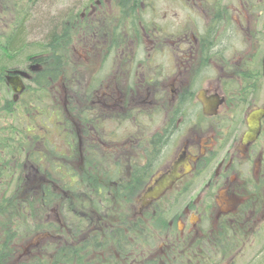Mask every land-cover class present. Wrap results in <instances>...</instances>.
Instances as JSON below:
<instances>
[{
  "label": "flooded vegetation",
  "instance_id": "obj_1",
  "mask_svg": "<svg viewBox=\"0 0 264 264\" xmlns=\"http://www.w3.org/2000/svg\"><path fill=\"white\" fill-rule=\"evenodd\" d=\"M78 18L76 45L97 67L83 86L68 80L83 96H65L67 116L89 97L96 124L98 110L120 122L140 107L149 131L83 135L139 188L128 203L147 232L129 264H264V0H94ZM174 167L179 178L142 207Z\"/></svg>",
  "mask_w": 264,
  "mask_h": 264
},
{
  "label": "trees",
  "instance_id": "obj_2",
  "mask_svg": "<svg viewBox=\"0 0 264 264\" xmlns=\"http://www.w3.org/2000/svg\"><path fill=\"white\" fill-rule=\"evenodd\" d=\"M93 1L87 0L82 3L81 9ZM44 3L46 0L14 2L12 8L15 17L11 18L10 30L6 35H0V85L4 84L2 87L8 93L10 89L4 79L8 71L27 70L33 64L40 67L26 84L20 99L17 102L7 99L5 108L2 107L3 111L10 114L12 122H17L13 124L16 137L10 147L16 148L17 156L23 155V162L30 170L22 181L26 189L24 192L18 190L14 197L17 199L16 205L22 208V215L7 216L0 220V264H76L78 246L59 244L58 241L49 238L30 248L27 255L21 250L20 245L25 243L24 239L29 240L37 234L48 233L52 236L54 234L52 232L63 230L64 226L58 223L59 220L69 225L68 228L83 232L80 242L84 249L87 243L86 235L92 236L97 248H100L98 236L102 229L90 230V227L83 231L89 226L96 213L99 216L97 227L105 221V217L109 218L111 214L116 216V221L112 223L111 220H107L108 225L103 229L102 234L107 240L105 243L109 249V257L103 256L102 261L105 259L110 264H129L127 257L129 248L141 247L140 244L143 243L147 232L143 218L137 216V211L130 209L127 211L129 199H132L139 188H131L126 182L119 183L127 178L126 174L121 173L122 169L115 174L106 170L100 176L97 175V169L92 167L93 160L97 162L94 156L98 155L99 147L97 151L94 150V147L83 139V135L89 134L90 129L101 135V128L98 129L95 123V106L90 104V98L87 97V102L83 103L79 110L73 107L72 114L68 117L65 111L66 105L63 104L61 122L58 121L57 114L56 117L53 116L55 109H59L53 107L52 103H50L52 110L47 111L42 109V104L39 105L42 97L38 94L41 92L44 95L48 89L53 88L65 74L64 68L69 65L65 39L71 33L73 26L78 28L74 23L81 10L78 11L79 6H76L65 12L61 11L51 19L46 15L40 22L36 21L38 24L33 29L32 23L36 20L33 17L42 15L40 6L45 7ZM31 34L34 37L31 38ZM66 75H64L65 83L70 79ZM33 96L34 100L31 101ZM29 100L31 102H28ZM12 106L14 111H11ZM17 106L22 115L26 111L31 112L34 108V117L27 118L23 115L22 123ZM53 129L62 132L58 136L60 142L58 145H55L52 138ZM143 130L144 128L141 132L146 133ZM3 134L8 141H11L12 137ZM2 140L0 136V141ZM86 147L89 148L90 156L85 158V149H88ZM11 148L8 146V152ZM12 155L10 154L11 157ZM3 160H5L4 156L0 158V163ZM104 160L109 164L110 157L106 156ZM120 167L123 168L121 165ZM134 171L132 178L142 176L139 173H142L143 169L140 171L135 166ZM2 174L10 178L14 176V170L6 172L0 168V176ZM82 189L88 190L89 194H80ZM123 203L126 207L122 206ZM9 205L5 204L3 199L0 210ZM64 205H67L66 208ZM122 210L123 212L120 213ZM0 217L5 216L0 213ZM9 224L11 227H7ZM132 229L137 233L134 234L135 237L130 238L128 232ZM15 232L17 235H14ZM51 251L54 252L52 259L48 257Z\"/></svg>",
  "mask_w": 264,
  "mask_h": 264
},
{
  "label": "rangeland",
  "instance_id": "obj_3",
  "mask_svg": "<svg viewBox=\"0 0 264 264\" xmlns=\"http://www.w3.org/2000/svg\"><path fill=\"white\" fill-rule=\"evenodd\" d=\"M19 0H0V35L4 36L8 33V31L10 30L11 25L10 22L12 21L11 18L15 17L14 15V10L12 8V6L14 5V2H18ZM87 0H46L45 7L44 6H40L41 9V14L42 15H38V16H34L33 18H35L36 20H34V22L32 23V27L33 29H35V25L38 24V22L36 21H41V19L43 17H45L46 15L48 16V18H52L54 16H56L57 14L59 15V13L65 12L66 10L70 9V8H74V7H78V11L82 8L81 5L82 3H85ZM90 4V3H89ZM88 4V5H89ZM88 5L86 7H88ZM13 12H12V10ZM82 11V9L80 10V12ZM13 13V14H12ZM79 19V18H78ZM31 25V24H30ZM78 26V23L76 24ZM32 29V28H31ZM38 32V31H37ZM80 32L81 29L79 31V26L78 28H75L73 26L72 31L70 34H68V37L65 39V49L67 51V57L69 58V65H67V67L64 68L65 70V74L68 73L66 75V77L69 78H76L78 79V83L76 85V87L79 86H83L85 83L88 82V80L90 78L93 77V73H94V69L95 67H97V61L95 62L94 59L96 57H93L90 60V63L88 64L86 59H85V55L79 50V47H81L79 44L76 45L77 41L80 40ZM32 35V34H31ZM34 37L33 35L31 36V38ZM37 37V36H36ZM259 46V49H262V51H264V45ZM75 48V50H74ZM78 54H81V56H79ZM76 57H80L81 59H79V62L77 61L78 59H76ZM70 60H73L74 64L72 65L70 63ZM78 63L76 64L75 61ZM68 71V72H66ZM62 76L59 81L53 86V88L51 87L50 89H48L47 93L45 92V94L43 95L41 92L38 94L40 95L42 98L40 100V106L41 104L42 109L43 110H52V106L53 107H57L59 110L55 109V113L53 114V116L56 117V114L58 115V121L62 122L63 119V102H64V98L66 95H68L69 92H75L76 94H81L83 96V92L82 89L79 88H73L71 87L68 83V81L65 83L66 79L65 76ZM28 82H25V84H27ZM4 84L0 85V136L1 139H3L2 141H0V158L2 156H4L5 160L2 161V163H0V168L4 169L6 172L10 171L11 169L14 170V176L7 178L6 174H2L0 176V203H2L3 199H5V204L9 205V206H4L1 210L0 213L2 216H5L4 218L0 217V220L5 219L7 216H15V217H20L22 215V208L19 205H16V201L17 199L14 198L15 195L17 194L18 190H21L24 192V187H26L24 184H22V181L26 178V175L29 172V167L27 166V164L25 162H23V155L22 156H17L15 154L16 152V148H11L10 146H12L13 144V140L15 139L14 137H16V133L14 131L15 129V122H12V120L10 119V114L6 113L5 111H3L2 107H4V105L6 104L7 99H12L13 93L10 91V93H8L6 91L5 88H3ZM3 86V87H2ZM6 86V85H5ZM70 86V87H69ZM35 96V95H34ZM34 96L31 98V101L34 100ZM36 97V96H35ZM28 99V97L26 96V100ZM25 101V98H24ZM30 100L28 102H31ZM50 103H52V106H50ZM22 104V103H21ZM34 105V104H33ZM28 106V105H27ZM39 106V107H40ZM18 110V113L20 115V121L23 123L24 119L22 118L23 115H25V117L28 118L29 117H34V108L31 109V112L26 111V113H23V115L21 114V112L19 111V107H16ZM131 108V107H130ZM14 111V107L12 106V110ZM100 111L97 115V128H101V135L110 138V139H116V140H120V139H126L128 137L129 134H133L132 137H134V135L137 136H144L145 134H147L149 131L145 128V126L143 127V113H142V109L140 107L138 108H132L131 111V115L128 118V120H123L119 122V119H116V117L114 118L111 114L112 111L110 110H98ZM62 113V115H61ZM114 115V114H113ZM127 119V118H126ZM14 124V125H13ZM144 128L143 131L141 132V130ZM6 134V136L12 137L11 141H8L6 139V137H4V134ZM62 134L61 131L59 130H52V138L53 141L55 143V145H58L59 140H58V136H60ZM135 138V137H134ZM6 140V141H5ZM8 146L9 148H11L10 152H8ZM129 150L131 151V155H129V158H132V160L134 162H137V160H135V157L138 155V153L135 154V148L133 146L129 147ZM9 154V155H8ZM10 154L15 155L12 157L10 156ZM97 162L95 160L94 164H92V167L94 169H97V175L99 174L100 176L102 175V172L106 171L109 169V166L107 161L104 160V157L102 155V153L100 154L97 151ZM133 154V155H132ZM87 156L85 155V158ZM140 158V157H139ZM140 163V161H139ZM142 163V162H141ZM117 164L120 165L119 161H117ZM23 166V167H22ZM77 169V168H76ZM80 194H89L88 190H84L82 189L80 191ZM10 200V201H7ZM11 204H13V207H11ZM67 205H64V208H66ZM123 207H126V204L123 203L122 204ZM135 207H133V204H129V207L127 208V211L130 209L131 211L135 210ZM123 212L120 211V213ZM110 218V219H109ZM109 218L105 217V221L101 222L98 227H97V221L99 220V216H97V213L94 214V219L90 222L88 227H85L83 229V231L89 229L93 230V229H97L99 230L100 228L102 229V231L99 233V245L100 248H97V243H95V239L92 236H87V243L86 245V249H84V246L81 244V240L80 238L83 237V235H81L83 232H78L75 231L72 228H68L69 225L64 224L62 221L58 220V223L63 227L64 229H59L57 231H54L52 233H54L52 236L48 233H41V234H37L34 237H31L29 240L24 239L23 244H21L20 248L21 250H24L26 252V254L28 255L29 253H27L29 251L30 248L37 246L39 244H41V242L43 240L49 239L51 238L54 241H58L59 244L64 243L65 245H72V246H78V255L77 258L75 260L76 264H110V262H108V260L102 261L103 260V256L109 257V249L106 246V243L104 239V233L103 229L106 228V226L108 225V221L107 220H111V222H115L116 221V216H114L113 214H111V216H109ZM110 224V223H109ZM7 227H11V225L9 224ZM14 231V230H13ZM18 231V230H17ZM14 235H17V232H15ZM94 239V240H93ZM97 239V237H96ZM15 241V240H14ZM81 245V246H79ZM143 243L140 244V246L142 247ZM159 245V241L156 242L155 245H153L154 247H157ZM106 246V247H105ZM54 252L51 251L48 253V257H52V254ZM132 252H130L131 254ZM135 260H139V261H143L144 259V255H142V250L141 248L138 249V251L135 253ZM107 259V258H106ZM40 264V263H39ZM113 264V263H111Z\"/></svg>",
  "mask_w": 264,
  "mask_h": 264
},
{
  "label": "water",
  "instance_id": "obj_4",
  "mask_svg": "<svg viewBox=\"0 0 264 264\" xmlns=\"http://www.w3.org/2000/svg\"><path fill=\"white\" fill-rule=\"evenodd\" d=\"M263 68H264V61H263ZM36 70V66H30V71L33 72ZM5 76L6 84L9 85L10 89L13 92V100L16 101L19 95L24 91L25 86L23 84V79L27 80L30 79V75L26 71L22 70H12L8 72ZM249 121V133L246 135V139L250 138L254 135V132L257 128L256 123L252 121V118L248 119ZM179 178V174H177L176 167L167 174H163L161 177L155 180L154 187L148 188L145 193L143 194L142 206H145L148 201L157 199L161 194L165 192L176 180Z\"/></svg>",
  "mask_w": 264,
  "mask_h": 264
}]
</instances>
